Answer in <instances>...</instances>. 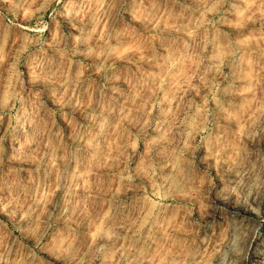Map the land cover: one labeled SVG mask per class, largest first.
I'll use <instances>...</instances> for the list:
<instances>
[{"label": "rangeland", "instance_id": "374dc122", "mask_svg": "<svg viewBox=\"0 0 264 264\" xmlns=\"http://www.w3.org/2000/svg\"><path fill=\"white\" fill-rule=\"evenodd\" d=\"M0 264H264V0H0Z\"/></svg>", "mask_w": 264, "mask_h": 264}]
</instances>
